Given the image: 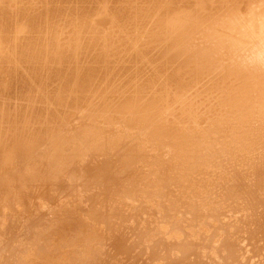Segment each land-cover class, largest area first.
Returning <instances> with one entry per match:
<instances>
[{
	"label": "bare ground",
	"instance_id": "obj_1",
	"mask_svg": "<svg viewBox=\"0 0 264 264\" xmlns=\"http://www.w3.org/2000/svg\"><path fill=\"white\" fill-rule=\"evenodd\" d=\"M0 264H264V0H0Z\"/></svg>",
	"mask_w": 264,
	"mask_h": 264
}]
</instances>
